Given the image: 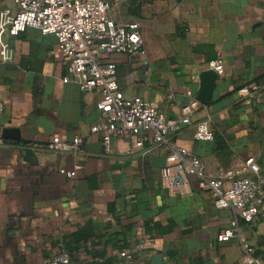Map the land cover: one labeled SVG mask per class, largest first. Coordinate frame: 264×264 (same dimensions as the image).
Returning a JSON list of instances; mask_svg holds the SVG:
<instances>
[{
	"label": "crops",
	"instance_id": "0c3cea01",
	"mask_svg": "<svg viewBox=\"0 0 264 264\" xmlns=\"http://www.w3.org/2000/svg\"><path fill=\"white\" fill-rule=\"evenodd\" d=\"M2 1L12 14L11 0ZM110 16L137 22L143 40L133 58H110L124 97L146 98L179 118L197 97L199 74L220 59L211 101L193 115L208 119L213 140L195 141L187 130L177 144L212 177L250 157L264 165V0H120ZM4 40L12 59L0 62V137L16 129L19 139L0 146V264H45L62 249L74 264H118L119 252L144 238L151 244L135 264L153 256L161 264H244L240 239L264 264V221L238 220L236 234L218 241L236 212L215 208L194 177L190 194L169 195L160 180L162 148L142 154L126 137L104 154L101 136L90 132L100 121V96L63 81L66 63L53 36L27 29ZM250 85L259 92L247 105L238 90ZM55 137H80L82 153L48 150ZM75 167L74 179L59 173Z\"/></svg>",
	"mask_w": 264,
	"mask_h": 264
},
{
	"label": "built area",
	"instance_id": "2783aa9c",
	"mask_svg": "<svg viewBox=\"0 0 264 264\" xmlns=\"http://www.w3.org/2000/svg\"><path fill=\"white\" fill-rule=\"evenodd\" d=\"M120 0H11L14 8L0 13V62L8 63L12 51L4 37L17 36L27 29L51 35L66 63L64 82L74 83L84 94H98L96 104L100 121L90 132L101 136L104 154L111 152L113 140L133 139L136 150L145 154L153 149L165 151V165L160 171L163 189L171 196L190 194L189 177L197 180L201 190L209 192L217 209H233L237 217L231 229L221 233L218 241H227L236 233L238 220L252 223L264 221V165L250 157L235 170L218 172L214 177L205 171L202 160L191 150L177 144V137L192 130L195 141L210 142L213 133L208 119H193L202 104L190 99L181 106L179 118L169 119L148 99L126 98L119 90L116 66L111 56L133 58L143 48L140 25L137 22L116 23L110 16ZM207 69L223 75L222 60L207 63ZM259 87L244 86L238 90L239 101L247 105L256 98ZM171 98V97H170ZM3 104L0 102V114ZM5 141L0 137V146ZM82 139L74 137L61 142L55 137L47 149L59 154L80 155ZM128 155L132 152L128 151ZM79 167L60 169L67 179L76 177ZM247 174H252L251 177ZM151 242L144 238L118 254V264H135L136 257L149 249ZM241 260L244 264H263L254 249L240 239ZM45 264H74L66 250H60Z\"/></svg>",
	"mask_w": 264,
	"mask_h": 264
},
{
	"label": "water",
	"instance_id": "95a60500",
	"mask_svg": "<svg viewBox=\"0 0 264 264\" xmlns=\"http://www.w3.org/2000/svg\"><path fill=\"white\" fill-rule=\"evenodd\" d=\"M199 90L196 99L207 104L211 101V96L216 85L217 75L213 71H204L199 74ZM2 139L18 140V130L16 129H4L1 134ZM151 264H161V258L159 256H153Z\"/></svg>",
	"mask_w": 264,
	"mask_h": 264
},
{
	"label": "rangeland",
	"instance_id": "374dc122",
	"mask_svg": "<svg viewBox=\"0 0 264 264\" xmlns=\"http://www.w3.org/2000/svg\"><path fill=\"white\" fill-rule=\"evenodd\" d=\"M6 8H8L6 2L4 3V1L0 0V13L4 12L5 11L4 9Z\"/></svg>",
	"mask_w": 264,
	"mask_h": 264
}]
</instances>
